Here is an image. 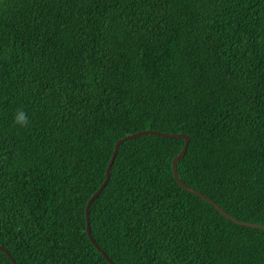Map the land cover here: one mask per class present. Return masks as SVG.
Wrapping results in <instances>:
<instances>
[{
	"label": "trees",
	"instance_id": "16d2710c",
	"mask_svg": "<svg viewBox=\"0 0 264 264\" xmlns=\"http://www.w3.org/2000/svg\"><path fill=\"white\" fill-rule=\"evenodd\" d=\"M145 130L187 136L177 178L264 226V0H0V246L16 264H110L85 206L121 140L88 215L113 264H264V231L177 182L185 139H126Z\"/></svg>",
	"mask_w": 264,
	"mask_h": 264
},
{
	"label": "water",
	"instance_id": "95a60500",
	"mask_svg": "<svg viewBox=\"0 0 264 264\" xmlns=\"http://www.w3.org/2000/svg\"><path fill=\"white\" fill-rule=\"evenodd\" d=\"M159 134V135H162V136H164V137H170V138H183V139H185V142H184V145H183V147H182V149H181V151H180V153L173 159V161H172V169H173V172H174V177L177 179V182L180 184V186L184 189V190H186V191H188V192H190V193H192V194H194V195H196V196H198V197H200L201 199H203V200H205L206 202H208V203H210L211 205H213L214 207H215V209L220 213V214H222L223 216H225L227 219H229V220H231L232 222H234V223H236V224H238V225H240V226H243V227H250V228H255V229H261V230H264V226H261V225H256V224H252V223H245V222H240V221H238V220H236V219H234L233 217H231L230 215H228L227 213H225L215 202H213L212 200H210L209 198H207V197H205L203 194H201V193H199V192H197L196 190H194V189H192V188H190V187H187L183 182H181L178 178H177V174H176V162H177V160L179 159V158H181L182 156H183V154H184V152H185V150H186V147H187V145H188V142H189V138L187 137V136H185V135H183V134H166V133H154V132H151V131H149V130H145V131H141V132H138V133H135V134H132V135H129L126 139H130V138H135V137H137V136H141V135H145V134ZM123 140H125V139H123ZM122 141V140H121ZM121 141H118L117 143H116V145H115V150H114V152H113V156H112V158H111V160H110V163H109V165L107 166V168H106V172H105V179H104V181H103V183L101 184V186L98 188V190L90 197V199L87 201V203H86V206H85V221H86V231H87V235H88V237H89V239L91 240V242L93 243V245L96 247V249L98 250V251H100L101 253H102V255L104 256V258L108 261V262H110L111 264H113L109 259H108V257L103 253V251H102V249L99 247V246H97V244L94 242V240L92 239V237H91V234H90V231H89V223H88V221H89V207H90V205H91V203H92V201L101 193V191H102V189H103V187L105 186V184L107 183V181H108V178H109V175H110V166H111V163H112V159H113V157H114V154H115V152H116V149H117V147H118V144L121 142ZM0 251L1 252H3L7 257H8V259H9V261L12 263V264H16L15 263V261L13 260V258L11 257V255L8 253V251L7 250H5L2 246H0Z\"/></svg>",
	"mask_w": 264,
	"mask_h": 264
},
{
	"label": "clouds",
	"instance_id": "9594fccd",
	"mask_svg": "<svg viewBox=\"0 0 264 264\" xmlns=\"http://www.w3.org/2000/svg\"><path fill=\"white\" fill-rule=\"evenodd\" d=\"M15 121L17 124H20L21 126H27L28 125V119H27L26 113L22 109L17 111L16 116H15ZM259 230H261V229H259ZM262 231H264V230H262Z\"/></svg>",
	"mask_w": 264,
	"mask_h": 264
},
{
	"label": "bare ground",
	"instance_id": "6f19581e",
	"mask_svg": "<svg viewBox=\"0 0 264 264\" xmlns=\"http://www.w3.org/2000/svg\"><path fill=\"white\" fill-rule=\"evenodd\" d=\"M210 144V143H209ZM145 145V144H144ZM108 250V249H107Z\"/></svg>",
	"mask_w": 264,
	"mask_h": 264
},
{
	"label": "rangeland",
	"instance_id": "374dc122",
	"mask_svg": "<svg viewBox=\"0 0 264 264\" xmlns=\"http://www.w3.org/2000/svg\"><path fill=\"white\" fill-rule=\"evenodd\" d=\"M110 263V262H109ZM111 264V263H110Z\"/></svg>",
	"mask_w": 264,
	"mask_h": 264
}]
</instances>
